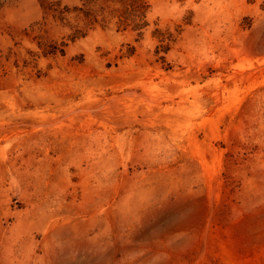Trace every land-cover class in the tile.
<instances>
[{
  "label": "rangeland",
  "instance_id": "rangeland-1",
  "mask_svg": "<svg viewBox=\"0 0 264 264\" xmlns=\"http://www.w3.org/2000/svg\"><path fill=\"white\" fill-rule=\"evenodd\" d=\"M0 264H264V0H0Z\"/></svg>",
  "mask_w": 264,
  "mask_h": 264
}]
</instances>
